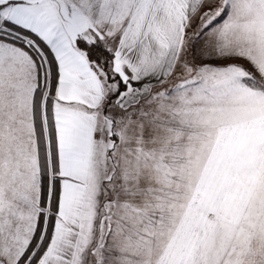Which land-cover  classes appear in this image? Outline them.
<instances>
[{
	"label": "snow or ice",
	"instance_id": "obj_1",
	"mask_svg": "<svg viewBox=\"0 0 264 264\" xmlns=\"http://www.w3.org/2000/svg\"><path fill=\"white\" fill-rule=\"evenodd\" d=\"M0 264H264V0H0Z\"/></svg>",
	"mask_w": 264,
	"mask_h": 264
}]
</instances>
